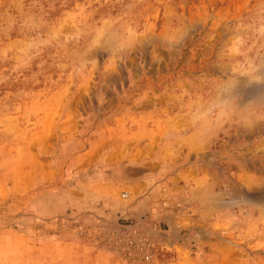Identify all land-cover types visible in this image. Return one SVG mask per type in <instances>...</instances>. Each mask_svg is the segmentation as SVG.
Wrapping results in <instances>:
<instances>
[{
  "label": "rangeland",
  "instance_id": "374dc122",
  "mask_svg": "<svg viewBox=\"0 0 264 264\" xmlns=\"http://www.w3.org/2000/svg\"><path fill=\"white\" fill-rule=\"evenodd\" d=\"M157 54L203 77L205 113L226 104L205 116L218 157L199 161L213 220L156 259L264 264V0H0V264L113 254L96 233L113 220L89 193L105 164L92 148L121 135Z\"/></svg>",
  "mask_w": 264,
  "mask_h": 264
},
{
  "label": "crops",
  "instance_id": "0c3cea01",
  "mask_svg": "<svg viewBox=\"0 0 264 264\" xmlns=\"http://www.w3.org/2000/svg\"><path fill=\"white\" fill-rule=\"evenodd\" d=\"M147 63L151 67L147 70L149 84L134 91V101L123 115V132L111 135V140L101 138L92 148L100 151L105 164L97 167L101 177L89 193L101 199V218L115 220L147 213L158 221L162 232L157 254L164 255L170 247L185 250L188 241L198 243L200 224L213 220V206L204 199L208 196L205 191H213V183L211 178L209 182L203 178L211 166L199 161L218 157L219 151L207 149L217 141L219 129L206 115L196 118L205 113L204 87L198 84L203 77L185 70L169 72L162 54L149 56ZM189 78L199 86L189 84ZM117 191H125L124 203L117 198ZM174 250H170V260L155 257L151 264H204L196 256L185 262ZM86 252L103 260L81 264H123L103 248Z\"/></svg>",
  "mask_w": 264,
  "mask_h": 264
},
{
  "label": "built area",
  "instance_id": "2783aa9c",
  "mask_svg": "<svg viewBox=\"0 0 264 264\" xmlns=\"http://www.w3.org/2000/svg\"><path fill=\"white\" fill-rule=\"evenodd\" d=\"M120 197L126 198L127 195L122 192ZM161 232L159 222L150 219L147 213L136 217H117L96 226L100 243L124 264L151 263L157 254Z\"/></svg>",
  "mask_w": 264,
  "mask_h": 264
},
{
  "label": "clouds",
  "instance_id": "9594fccd",
  "mask_svg": "<svg viewBox=\"0 0 264 264\" xmlns=\"http://www.w3.org/2000/svg\"><path fill=\"white\" fill-rule=\"evenodd\" d=\"M225 104H226V101L221 99L220 101L217 102V104L210 106V108L208 109V112H211L213 108L223 107ZM208 112L203 113V114H197L196 118L199 119L202 115H207Z\"/></svg>",
  "mask_w": 264,
  "mask_h": 264
}]
</instances>
